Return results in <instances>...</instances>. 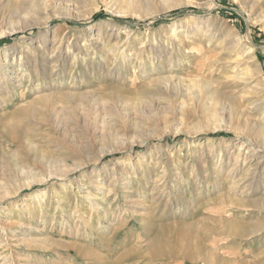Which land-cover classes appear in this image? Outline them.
I'll return each mask as SVG.
<instances>
[{"label":"rangeland","instance_id":"rangeland-1","mask_svg":"<svg viewBox=\"0 0 264 264\" xmlns=\"http://www.w3.org/2000/svg\"><path fill=\"white\" fill-rule=\"evenodd\" d=\"M262 155L264 0H0V264H264Z\"/></svg>","mask_w":264,"mask_h":264},{"label":"bare ground","instance_id":"bare-ground-1","mask_svg":"<svg viewBox=\"0 0 264 264\" xmlns=\"http://www.w3.org/2000/svg\"><path fill=\"white\" fill-rule=\"evenodd\" d=\"M40 1V0H39ZM150 54V53H149ZM252 57H250V59H251ZM161 66H163V68H165L166 66H165V64L164 63H162L161 64ZM167 68V67H166ZM7 72V71H6ZM5 72V73H6ZM260 72V71H259ZM7 75H9V74H7ZM9 78V77H8ZM118 78H116V80H117ZM162 79V78H161ZM162 83H170V79L168 78V77H164L163 79H162V81H161ZM49 95V94H48ZM46 99V98H45ZM48 99V98H47ZM46 99V100H47ZM44 100V99H43ZM50 100V99H49ZM261 109V108H260ZM237 163H238V161H237ZM264 163V155H262L261 157H260V160L259 161H257L254 165H253V167H252V165H251V167L249 168V172H251L250 174H248V175H252L253 176V178H252V180L251 181H249V182H246V178H239V180H237V182H235V183H233L234 185H233V190L234 189H236L237 188V190H238V192L239 191H241V190H243L242 191V193H240V195L242 196V195H244L245 193H249L250 191H251V189H252V186L257 182V171H258V168L262 165ZM237 166V165H236ZM232 171H234V170H232ZM247 175V174H246ZM249 177V176H248ZM248 179V178H247ZM232 188V187H231ZM260 189V187H257V189H255L253 192H252V194H254V195H257L258 194V190ZM234 191H236V190H234ZM263 191V190H262ZM238 192H235V193H238ZM238 195V194H237ZM228 196V195H227ZM264 192H263V194H262V196H261V198H258V199H251V202H254V204H256V202H259V201H263V204H264ZM244 198V197H243ZM241 199V198H240ZM244 202V201H243ZM243 202H241V203H243ZM244 204V203H243ZM222 205V204H221ZM229 211V210H228ZM223 220V219H222ZM225 225V224H224ZM99 243V242H98ZM82 249V248H81ZM107 251V250H106ZM82 252H84V251H82ZM87 256L88 257H90V259H95V260H97V254L95 253V252H93V251H88L87 250ZM107 256V255H106ZM82 257V256H81ZM105 257V256H104ZM83 258V257H82ZM87 259H89V258H86V260ZM107 259V258H106ZM98 261V260H97ZM108 261V260H107ZM113 261V260H112ZM116 262V261H115ZM101 263V262H100ZM112 263V262H111ZM121 264V263H120Z\"/></svg>","mask_w":264,"mask_h":264},{"label":"trees","instance_id":"trees-1","mask_svg":"<svg viewBox=\"0 0 264 264\" xmlns=\"http://www.w3.org/2000/svg\"><path fill=\"white\" fill-rule=\"evenodd\" d=\"M172 14H175V12L174 13H172ZM104 18H111V16L110 15H107V14H105V13H100V14H97V15H95V16H93V18L90 20L91 22H96V21H99V20H101V19H104ZM118 22H120V23H124V22H126L125 20H122V19H116ZM163 23V20L162 19H158V20H156V22H155V24H157V25H159V24H162ZM217 135H219V136H223L224 134L223 133H219V134H217Z\"/></svg>","mask_w":264,"mask_h":264}]
</instances>
